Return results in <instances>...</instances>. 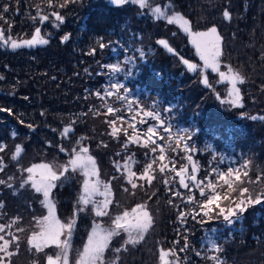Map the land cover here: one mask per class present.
<instances>
[{"label":"trees","instance_id":"obj_1","mask_svg":"<svg viewBox=\"0 0 264 264\" xmlns=\"http://www.w3.org/2000/svg\"><path fill=\"white\" fill-rule=\"evenodd\" d=\"M64 2L54 0V7H49L47 0H0V15L4 16L0 29L6 37L30 39L39 26L49 39L47 45L33 48L0 47V76L4 77L0 80V143L6 145L0 152L6 168L0 179L11 175V183L17 185L21 168L66 163L68 152L59 148L70 149L74 146L70 141L83 136L96 159L100 179L110 182L113 203L108 216L96 218L90 210L77 216L69 264H76L93 219L111 227L116 215L140 203L148 206L152 227L139 244L127 245L128 250L119 254L112 250L124 244L127 233L113 237L105 252V264H112L116 255L118 264H160L161 248L175 252V257L168 259L178 264H214L206 258L210 256H219L222 264H264V0H146V7L131 0L122 5L112 0H70L64 8L58 7ZM5 6L7 13H3ZM157 7L166 16L179 13L193 33L217 28L221 36L220 70L227 72L231 67L244 79L237 84V103L242 107L232 103L236 98L229 95L231 83L204 67L188 33L179 23L157 18L153 11ZM225 10L229 19L223 16ZM38 11L49 15V21L40 25L34 20ZM52 11L65 18L59 28L53 27ZM64 34H70V39L62 43ZM161 40L165 43L160 44ZM100 43L105 47L100 48ZM185 60L197 65V70L190 71ZM105 65H119L120 70L114 72ZM205 77L207 85L203 83ZM111 84L123 86L119 95L126 96V101L117 99ZM108 90L113 95L102 101L97 93L103 96ZM105 103L121 111L109 114ZM129 103L134 111H129ZM146 111L159 113L160 120L144 117ZM110 120L121 129L116 137L110 134ZM142 120L146 122L142 124ZM71 121H76L74 133L65 139L59 133ZM159 122L164 123L163 128L150 134L156 143L145 146L148 137L144 133ZM129 124L135 125L139 143L130 142L133 129ZM178 134L183 139H178ZM157 145L164 149L163 161L158 159L161 152ZM16 146L23 151L13 160ZM128 156L134 158L138 171L156 160L151 184L137 181L140 186L132 190L120 179L115 164H123ZM161 164L169 165L163 173L159 171ZM173 168L185 169L189 189L179 186ZM217 171L233 172L228 178L235 191H228ZM192 175L201 182L205 196L189 179ZM82 181L80 173H72L63 187L53 190L56 216L62 221L72 217ZM208 181L216 185L215 192L221 197H229L219 201L220 207L234 208L244 200V211L237 210L225 221L214 202L205 216L199 205L215 194L207 188ZM242 188L248 189L244 196L240 195ZM176 191L181 192L180 197L172 195ZM189 195L193 202L187 200ZM37 197L39 194L31 190L21 189L14 195L0 186V202L5 204L0 213L6 212L0 222L19 215L23 217L20 226L26 229L18 233L20 250L11 258L13 264H34L37 259L25 243L33 218L47 214ZM257 198L260 203H255ZM181 212L186 214L183 223L178 218ZM214 244L222 250L212 251ZM45 251L53 254L58 250ZM39 261L44 264L43 255Z\"/></svg>","mask_w":264,"mask_h":264},{"label":"snow or ice","instance_id":"obj_2","mask_svg":"<svg viewBox=\"0 0 264 264\" xmlns=\"http://www.w3.org/2000/svg\"><path fill=\"white\" fill-rule=\"evenodd\" d=\"M49 7H54V0H47ZM70 0H65L64 4L58 5L60 8H64ZM129 0H112L113 4L122 5ZM132 3H139L141 7H146V0H131ZM9 8L5 6L3 8V13H7ZM153 11L157 14V18H164L169 24L179 23L180 27L188 33L191 37V43L194 45L197 53L200 56V59L204 63L206 69H211L213 72H217L221 80H228L232 85V89L229 92L230 96H235V100L232 103L237 104V106L242 107L237 102L239 101V89L237 84H242L244 82L243 77L234 72L231 67H228L227 72L220 70V57L222 55L221 51V36L219 35L216 27H211L205 32H191L188 25V21L185 20L179 13H176L171 16H166L161 8H154ZM50 16L54 18L53 27L59 28L61 24L64 23V16L57 11H52ZM225 19L230 18V14L227 10L223 12ZM34 20L39 21L40 25L45 24L49 21V15L42 14L40 11L37 12L36 17H33ZM0 20H4V16L0 15ZM70 39V34H64L61 37V42H67ZM49 43V39L45 38L41 34V27H35L34 34L30 39L16 40L13 39L10 35L5 36L4 31L0 29V47H10L11 49L19 48H33L38 45L43 46ZM160 44H164L163 40L159 41ZM100 48H104L105 44L100 43ZM171 51V49H168ZM95 52L93 49L89 55H92ZM143 55V53H141ZM187 65V68L190 71L195 72L197 70V65L189 63L187 60L183 61ZM104 67H111L112 71H119V65H105ZM87 71V69H85ZM4 77L0 76V80H3ZM203 83L208 84V80L205 77ZM111 89L116 90L117 99L121 102L127 100L126 96H120L119 90L123 87L119 84H111ZM127 91V90H125ZM100 99L103 101L106 97L113 95L112 90H108L104 93L103 96L100 93H97ZM103 107L106 109L107 113L115 114L121 111L120 108H113L111 104L105 103ZM129 111H134L131 103L128 104ZM2 110V109H0ZM43 115V113L41 114ZM144 117L151 118L153 121L160 120V114L153 111H146L143 113ZM117 119H120L117 117ZM256 119V117H253ZM145 120H142L141 123H145ZM76 121H71L68 126L63 127L59 135L65 139L69 138L70 134L74 133V125ZM111 127V136L116 137L121 129L116 127L115 121H108ZM29 128L32 125H28ZM128 127L133 129V135L129 137L131 143H139V136L136 134L137 130L134 124H129ZM169 127V125H168ZM158 128H163L162 125L149 126L144 133L148 139L145 143H156L150 134L158 130ZM167 131V129H163ZM52 131H56L52 129ZM125 134H127V128L123 129ZM13 136L16 133H12ZM171 136V134H169ZM86 137L81 136L75 141H70L74 144L70 149L65 147H60V152H68V160L64 164H49V163H39L33 164L30 167L21 168L20 180L17 185L11 183L14 179L13 176L9 175L6 179H0V186H3L6 189H9L13 194H17L21 189L31 190L34 193L39 194V203L42 209H46L47 214H41L39 217H34L31 228V234L26 238V246L28 250L33 253L37 258L34 261V264H40L39 256H44V264H69V252L71 250V240L73 233L77 227L76 218L79 214L84 213L88 210L95 213L96 218L105 217L109 215L108 209L109 206L113 203L112 200V189L110 187V182H104L100 179L99 170L97 169L96 159L93 155L90 154L89 148L85 146L84 141ZM178 139H183L178 134ZM99 146V145H98ZM106 147V145H105ZM125 148L128 147L127 144L124 145ZM160 147L161 155L158 157L160 161L164 160L163 147ZM187 145H185V150H187ZM6 148L5 144L0 143V152H4ZM23 151L20 146H16L15 154L12 159L16 160L19 154ZM156 148L152 149V152L155 153ZM187 159L190 161L191 156H188ZM136 161L132 156H128L124 163L121 164L117 162L115 164V169L117 172L121 173L120 179L126 182L127 185H130L132 190L137 189V181H145L147 184H151L154 176L152 175L153 164L156 163V160L153 159L151 163H147L143 168V171L137 173L133 170V164ZM168 164H161L159 171L161 173L165 172L168 169ZM6 168L2 160H0V173L5 172ZM175 171V168L172 169ZM80 173L83 176L82 186L78 198L75 203L74 212L71 218L62 221L56 216V204L54 200V189L58 187H63L64 183L70 179V174ZM192 172H196V168H192ZM177 177H179V186L183 189H189V184L185 182V169L181 168L179 171H175ZM247 173H245L246 175ZM219 179L223 181L224 185L227 186L229 192L235 191L232 183L228 177L233 176V172H228L227 174L223 172H216ZM115 178V177H114ZM237 180L240 179L237 174L235 177ZM195 187L199 188L200 195L205 196L204 187L201 186V182L197 181V177L192 175L189 178ZM165 184L168 183L167 180L164 181ZM207 188L215 192L216 185L211 181L207 182ZM124 191L128 192L129 188L125 187ZM248 192L247 188H242L240 190V195L244 196ZM176 197L181 196V192L176 191L172 193ZM221 199L228 200V196L221 197L218 192H215L213 195H209L206 198V202L199 205V207L204 211V215L208 216L209 212L212 211V205L216 202V207L219 209V214L222 215L225 221H229L230 217L233 216L236 211H244L242 205L245 203L244 200H241L239 203H236L234 208L229 207L225 209L224 207L219 206V201ZM189 202H193V197L191 195L187 196ZM171 203V200L169 201ZM248 203H252V200H248ZM255 203H260V199L257 198ZM31 207V205H28ZM0 209H5V204L0 202ZM199 213H197L198 215ZM6 215V212L0 213V220ZM178 218L181 223L186 219V214L181 212L179 213ZM23 217L17 215L14 219H10L9 222H0V264H13L12 257L15 256L20 250V236L18 233H23L26 231L25 228L20 226ZM153 225V217L150 214L149 208L146 204L140 203L133 207L130 211L124 210L121 214L116 215L111 220V227L105 228L97 219H93L91 232L88 235L87 243L84 244L83 249L78 253V260L76 264H105V252L109 249V244L113 237L119 236L121 232L127 233V240L124 241V244L113 249L114 254H119L122 251H127V245L135 246L139 244L143 239L145 234ZM15 228V231L12 229ZM57 249L53 254L45 251L46 249ZM186 248H182L181 251H185ZM222 249L216 244L212 246V251L220 252ZM199 255V253H197ZM176 253L171 250H164L161 248L159 250V261L160 264H178L177 260H169V256L175 257ZM207 259L214 262V264H222L219 256H210L206 257ZM119 255H116L115 259L112 261V264H118Z\"/></svg>","mask_w":264,"mask_h":264},{"label":"rangeland","instance_id":"obj_3","mask_svg":"<svg viewBox=\"0 0 264 264\" xmlns=\"http://www.w3.org/2000/svg\"><path fill=\"white\" fill-rule=\"evenodd\" d=\"M184 19H185V18H184ZM185 20H186V19H185ZM179 25H180V24H179ZM187 27H189V22H188ZM132 167H133V170L136 171L137 173H139L140 171H143V169H142V170L140 169V171H138V170L136 169V167L134 166V164H133ZM185 178H186V177H185ZM185 180H186V179H185ZM90 232H91V231H90ZM88 235H89V234H88ZM87 238H88V237H87ZM86 243H87V241H86Z\"/></svg>","mask_w":264,"mask_h":264},{"label":"water","instance_id":"obj_4","mask_svg":"<svg viewBox=\"0 0 264 264\" xmlns=\"http://www.w3.org/2000/svg\"><path fill=\"white\" fill-rule=\"evenodd\" d=\"M159 125H164V123L163 122H159ZM192 164L194 165V159H192ZM186 183H188L187 181H185Z\"/></svg>","mask_w":264,"mask_h":264}]
</instances>
